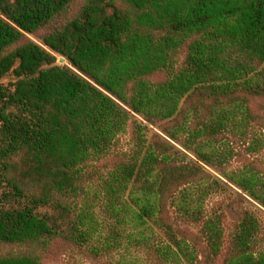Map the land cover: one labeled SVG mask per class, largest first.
I'll return each mask as SVG.
<instances>
[{"label":"trees","instance_id":"trees-1","mask_svg":"<svg viewBox=\"0 0 264 264\" xmlns=\"http://www.w3.org/2000/svg\"><path fill=\"white\" fill-rule=\"evenodd\" d=\"M263 226L264 0H0V264H264Z\"/></svg>","mask_w":264,"mask_h":264},{"label":"rangeland","instance_id":"rangeland-1","mask_svg":"<svg viewBox=\"0 0 264 264\" xmlns=\"http://www.w3.org/2000/svg\"><path fill=\"white\" fill-rule=\"evenodd\" d=\"M30 38H31L32 40H34L35 42H37V43H39V44H42V41H41L38 37L30 36ZM56 56H57L58 64H59V65H62V66H64V65H68V62H67V60H66L64 57H61V56H59V55H56ZM10 81H12V78H11V77H8L7 79L3 80V83H8V82H10ZM226 212H227V214H228V216H229L230 221L237 220V218H238L237 214H236L235 212H233L232 209H231L230 207H227V208H226ZM262 233H264V226H263V231H262ZM89 264H91V263H89Z\"/></svg>","mask_w":264,"mask_h":264}]
</instances>
